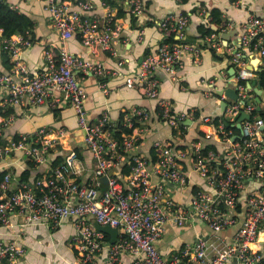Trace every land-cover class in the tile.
<instances>
[{"label":"built area","instance_id":"1","mask_svg":"<svg viewBox=\"0 0 264 264\" xmlns=\"http://www.w3.org/2000/svg\"><path fill=\"white\" fill-rule=\"evenodd\" d=\"M130 13L140 16L145 9V0H127ZM78 8L68 0H46L53 27L62 39L77 33L87 46L99 45L111 55H118L114 38L121 30L120 22L111 13L103 18L85 11L92 8L89 0H78ZM105 4V3H104ZM188 16L170 14L156 25L163 32L171 31L173 41H164L153 52L144 55L139 71L128 79L138 84L143 95L158 100V117L172 126H177L188 116L189 111L175 113L169 99L159 97L160 79L157 70L174 74L182 66L183 54L189 52L199 59L203 46L215 50L223 45L216 32L203 35L197 42L187 40ZM207 23V22H206ZM239 51L233 56L238 62L235 83L237 99L225 93L221 98L227 101L224 117L234 124L241 112L250 114L242 120L239 141H231L224 123L212 125L222 140L229 141L224 158L216 160V153L210 150L202 154L199 144H192L175 151L166 140L153 143L155 158L144 154H133L129 159L130 171L121 177L111 175L108 168L126 152L136 146L139 139L150 130L147 110L137 107L126 113L124 120L131 132H122L120 138L113 136L114 122L106 111L91 122L85 109L86 90L76 71L92 73L98 78L116 77L123 74L117 68H109L96 58L84 56L62 47H46L44 55L47 63L36 73H29L22 64L20 50L28 41L23 35L4 38V49L13 60L11 72H0V159L9 158L15 152H22L31 164L40 165L48 161L51 150L58 144L54 127L41 125L32 131L7 133L8 126L17 119V107L45 105L55 109L65 101L74 108L84 140L95 159V180L84 183L77 180L80 172L76 164L78 158L74 149H69L62 160L55 163L41 175L17 178L5 169L0 180V224L8 225L15 214L22 215L26 224L59 225L65 218H72L76 233L71 241L77 249V260L81 264H223L231 258L238 264H264V247L252 248L259 228L264 221V184L246 195V214L232 241L225 247H216L199 236L192 244H187L178 252L163 256L156 246L165 223L173 221L182 225L190 217L206 221L215 230H221L236 222L235 210L240 191L248 175L264 178V118L255 115L254 94L247 91L239 79H248L253 71L245 67L242 55L245 51L258 49L264 56V17L248 13L238 30ZM122 59L119 63H122ZM104 86V82H101ZM212 91L216 90L210 80ZM193 111V110H190ZM210 123V117H201ZM68 130L58 129L59 135ZM210 136V133L207 134ZM189 156L194 169L200 172L212 192L198 187L191 199L190 208L166 197L165 180L186 184L187 173L178 164V159ZM218 163L213 168L212 163ZM108 177L107 186L102 188V177ZM157 180H152V177ZM109 224L122 230V236L110 246L106 259L99 258L104 249L106 234L97 229L92 220ZM128 251L133 255L129 263L120 259V253ZM24 248L17 241L0 240V264H19Z\"/></svg>","mask_w":264,"mask_h":264},{"label":"crops","instance_id":"2","mask_svg":"<svg viewBox=\"0 0 264 264\" xmlns=\"http://www.w3.org/2000/svg\"><path fill=\"white\" fill-rule=\"evenodd\" d=\"M6 1L33 19L32 30L24 37L28 43L24 44L20 50L21 62L29 73H36L45 67L47 60L44 50L46 47L55 49L64 47L69 51L99 59L107 67L117 68L123 72L116 77L98 78L89 72L83 74L76 71L86 90L84 105L91 122H95L104 111L107 112L112 122H116L121 116H123V121L126 120V113L133 108L140 107L148 111L150 130L144 134L143 139H139L134 148L117 158V162L108 168L109 174L117 177L126 175L130 167L129 159L133 154H144L154 159L153 143L156 140L169 141L174 152L190 147L192 144H199L200 151L204 155L212 149L203 153V146L214 144L216 145V160L224 158L230 142L222 140L212 126L213 124L203 122L201 117L208 116L212 119L216 116H224L225 111L221 114L220 102L223 99L219 90L228 85L234 86L239 64L233 61V56L239 51V25L248 13L264 17V0H145V9L137 17L130 13L127 0H114V5L104 4V0H89L92 8L85 11L88 15L96 14L103 18L111 13L120 22L121 30L114 38L118 55H111L99 45H84L77 33L68 39H62L60 33L52 25L46 0ZM68 1L78 8V0ZM212 9L219 10L220 18L225 21L221 25L220 32H216L223 46L217 50L211 47H201L199 59L185 52L182 56V66H179L174 74L162 70L156 71L161 84L159 97L169 99L175 113L189 111L185 119L181 120L177 126H172L159 119L158 100L143 95L138 84L131 82L128 78L137 74L144 55L153 52L159 44L165 41L164 32L156 25V20L170 14L187 15V40L197 42L203 37L199 32V25L209 20ZM3 41L4 37L0 33V72H11L13 60L9 52L3 48ZM122 59L124 61L119 63ZM242 61L248 70L253 71V76L246 80V88L248 82L252 88H260L255 83L259 79L260 70L264 68V56L258 49L247 50L242 55ZM233 66L236 69L235 73H233ZM210 80H213V85L216 86L215 91L211 89ZM102 81L104 86L101 85ZM255 96L256 92L254 98ZM260 96L262 107L264 105L263 89ZM16 109L18 117L8 126L7 133L32 131L38 126L47 125L54 127L55 136H60L59 141H62V145L55 146L51 150L48 161L40 165L31 164L22 152H15L9 158L0 159V171L8 169L19 179L20 174L27 169L31 171L30 176L41 175L55 164L56 156L62 155L61 159H63L65 153L72 148L77 152L76 164L80 168V172L76 175L77 180L84 183H92L95 180V159L85 143L76 112L69 102L65 101L55 109L45 105L17 107ZM60 127H65L68 131L64 135H59ZM208 133H210L209 137ZM178 164L187 173L188 181L186 184H178L165 180L166 197L175 199L190 208L191 199L198 187L212 193L213 188L208 184L207 179L194 169L189 156L179 158ZM152 180H157V177H152ZM263 184L264 178L260 180L252 175L245 178L235 210L237 220L234 224L215 231L206 221L196 217H190L182 225L168 221L165 223L164 232L155 242L156 246L167 258L185 245L192 244L199 236L205 237L213 246L225 247L233 240L246 214V195L254 188L262 187ZM101 187L105 188L103 184ZM76 231L74 221L70 217L52 227L48 224H26L22 215L15 214L8 225L0 224V240H15L24 248L25 252L20 257L19 264H81L77 260V249L71 241ZM120 236H122L121 229H119L117 238ZM109 239L108 234L106 245L98 255L100 259H106L109 255L110 246L113 244L108 243ZM251 246L255 250L264 247V221L260 225L257 239L251 243ZM119 256L124 263H129L133 259V255L128 251H123ZM223 264L238 263L231 258Z\"/></svg>","mask_w":264,"mask_h":264},{"label":"trees","instance_id":"3","mask_svg":"<svg viewBox=\"0 0 264 264\" xmlns=\"http://www.w3.org/2000/svg\"><path fill=\"white\" fill-rule=\"evenodd\" d=\"M183 1V0H182ZM105 4L108 5H114V0H104ZM209 20L207 23H202L199 25V32L203 36L205 34L211 33V32H220L221 25L225 22L220 18L219 10L212 9L209 14ZM33 19L27 15L26 13L19 11L16 7H13L9 4L6 0H0V33L1 36L6 37H14L18 35H23V37H26L27 34L32 30L33 27ZM217 26V27H215ZM165 35V41H173V33L171 31L164 32ZM3 48H4V41H3ZM6 52V51H4ZM246 80L247 79H239L240 84H244L246 86ZM260 88L264 90V68H262L259 72V79L255 83ZM247 91L250 93H255L254 89L251 87H247ZM255 115H259L264 118V105H262L260 110H254L252 114V118ZM213 125H218L220 122L224 123L226 131L232 130V133H230V137H233L234 135H237L240 133L239 129L236 127V124L233 122H229L225 119L224 116H216L213 117L210 121ZM228 123V124H227ZM113 136L116 138H120L122 132H131L132 128L127 127L123 121V116L120 117L119 120L114 122L113 125ZM240 136H238L235 141H239ZM185 148V147H184ZM209 149L215 150L216 152V145L214 144H207L203 146V153H206ZM62 158V155L56 156V159L54 160V163L59 162ZM129 165V164H128ZM129 167V166H128ZM212 167L216 168L218 167L221 169V172H223L222 167L218 166L217 163L213 162ZM6 170L0 171V180L3 177V174ZM130 171V167L127 169V173ZM31 175L30 169H27L23 171L20 174L21 179H26ZM106 234V238H108V234ZM4 264H7V260H4Z\"/></svg>","mask_w":264,"mask_h":264},{"label":"water","instance_id":"4","mask_svg":"<svg viewBox=\"0 0 264 264\" xmlns=\"http://www.w3.org/2000/svg\"><path fill=\"white\" fill-rule=\"evenodd\" d=\"M233 69V73L236 72L235 67H232ZM236 83L234 82V86H230L228 85L227 87L221 88L219 90V93H225L228 97H230L231 99L236 100L237 99V87L235 86ZM247 87H251V84L248 82L247 83ZM255 92H256V96L254 98V101L256 103V109L260 110L261 109V102H262V97L260 96L262 93V89L257 88V87H253ZM227 105V101L226 100H221L220 102V106H221V114L224 113L225 108ZM250 117V114L246 113V112H241V114L238 116V121L236 122V127L239 129V131H241V127H242V120L244 118ZM228 124V123H227ZM262 128H264V125L262 126ZM239 135H234L233 137H231V140L234 141ZM107 181H108V177L105 175L102 177V184L104 187L107 186ZM92 224L99 230L107 233L110 235V239L108 241L109 244L114 243L118 237L119 234V229L117 227H113L109 224H100L98 223L96 220H92Z\"/></svg>","mask_w":264,"mask_h":264}]
</instances>
